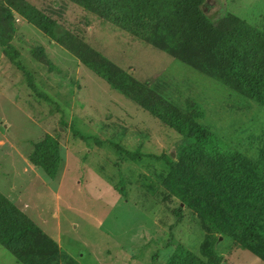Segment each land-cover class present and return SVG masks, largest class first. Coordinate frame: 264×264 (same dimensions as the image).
<instances>
[{"label":"rangeland","instance_id":"rangeland-1","mask_svg":"<svg viewBox=\"0 0 264 264\" xmlns=\"http://www.w3.org/2000/svg\"><path fill=\"white\" fill-rule=\"evenodd\" d=\"M27 1L115 67L131 70L137 82H148L169 111L211 136L181 144L179 129L113 90L0 0L2 39L11 47L8 55L0 44V194L79 262L109 264L112 256L126 264L134 255L140 264H166L183 247L204 261L213 248L223 264H264L263 247L245 248L182 203L167 163L174 148L182 175L196 178L195 163L215 141L255 159L264 142V107L153 49L102 12L68 0ZM202 10L216 26L234 14L264 28V0H204ZM52 140L60 159L54 179L33 162L37 145ZM45 151L37 161L52 167V148ZM0 264L24 263L0 244Z\"/></svg>","mask_w":264,"mask_h":264},{"label":"trees","instance_id":"trees-1","mask_svg":"<svg viewBox=\"0 0 264 264\" xmlns=\"http://www.w3.org/2000/svg\"><path fill=\"white\" fill-rule=\"evenodd\" d=\"M68 1L88 12H102L112 23L153 49L176 56L194 70L264 107V28H253L234 14L216 26L202 10L204 0ZM7 3L113 90L166 125L179 129L183 134L181 144L194 146L211 136L207 129L194 122L190 124L181 112L169 111L148 82H137L131 70L115 67L105 55L97 53L27 0H7ZM4 13L7 17L11 15L10 11ZM3 34L0 25V44L8 54L11 47L2 39ZM46 58L45 63L51 66ZM217 144L219 142L215 141L206 158L195 163L196 178L184 177L169 156L170 187L185 206L197 210L203 221L216 225L220 233L239 240L247 249L258 245L264 248V142L255 159ZM46 146L52 148L51 159L55 155L52 167L37 161V157L47 153ZM58 148V142L53 140L40 143L33 157V162L42 166L52 179L56 178L60 167ZM123 153L131 161L138 160L137 153L125 150ZM196 201L201 202V208L194 204ZM0 244L24 264H80L62 252L53 239L1 194ZM208 257V261H204L179 247L166 264H223L213 248Z\"/></svg>","mask_w":264,"mask_h":264},{"label":"crops","instance_id":"crops-1","mask_svg":"<svg viewBox=\"0 0 264 264\" xmlns=\"http://www.w3.org/2000/svg\"><path fill=\"white\" fill-rule=\"evenodd\" d=\"M140 232V231H139ZM98 252V251H97ZM97 252H95V254H94V252H93V254H92V256H91V259L93 260L94 258H95V255H97ZM123 252L124 251H119L118 253H119V255L122 253L123 254ZM109 253V252H108ZM118 256V255H117ZM113 257H115V256H113ZM110 263L109 264H115V261H116V259L114 258V260H112V256H110ZM127 259H128V261H127V263L126 264H140L141 263V261H140V258H136V257H134V255L133 256H129V257H127ZM82 264H91L89 261H86V260H83V261H80ZM117 264V263H116Z\"/></svg>","mask_w":264,"mask_h":264},{"label":"water","instance_id":"water-1","mask_svg":"<svg viewBox=\"0 0 264 264\" xmlns=\"http://www.w3.org/2000/svg\"><path fill=\"white\" fill-rule=\"evenodd\" d=\"M61 130H63V128H61ZM170 155L173 157V159L177 158L174 148L171 150Z\"/></svg>","mask_w":264,"mask_h":264}]
</instances>
